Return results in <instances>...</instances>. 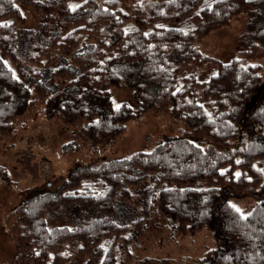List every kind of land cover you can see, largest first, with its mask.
Instances as JSON below:
<instances>
[{
	"label": "trees",
	"instance_id": "trees-1",
	"mask_svg": "<svg viewBox=\"0 0 264 264\" xmlns=\"http://www.w3.org/2000/svg\"><path fill=\"white\" fill-rule=\"evenodd\" d=\"M244 9L243 47L224 62L202 52L197 40ZM261 50L264 0H0V138L43 101L74 141L111 142L149 111L180 130L21 201L6 216L12 264H75L74 242L80 264H125L152 213L174 234L212 229L196 264H264V77L246 60ZM121 85L132 96L113 105ZM234 195L255 197L246 214ZM59 210L73 226L48 222Z\"/></svg>",
	"mask_w": 264,
	"mask_h": 264
},
{
	"label": "rangeland",
	"instance_id": "rangeland-1",
	"mask_svg": "<svg viewBox=\"0 0 264 264\" xmlns=\"http://www.w3.org/2000/svg\"><path fill=\"white\" fill-rule=\"evenodd\" d=\"M118 1L127 8L133 0ZM24 10L28 24H34L32 18L37 14L32 6L27 5ZM248 15L249 9H244L228 23L198 39L201 51L223 62L233 57L243 47L244 40L240 36L243 37L247 29ZM246 60L257 64L259 74L264 77L263 50ZM216 71L217 62L195 68L199 79L207 78ZM131 96L132 90L128 85L111 87L113 105L129 100ZM167 121L161 113L149 111L127 121L122 133L111 142L95 144L74 141L70 128L56 116L47 115L45 101L39 103L33 112L24 113L15 123L14 134L0 138V166L8 175V178L0 179V264L13 263L16 246L7 230L6 216L21 201L35 193L53 190L69 170L79 164L93 165L101 157L120 158L137 150L147 151L158 139L179 135L177 126L169 127ZM254 199L252 195L228 197L242 214L250 210ZM48 222L73 226L69 216L63 215L60 210ZM74 243L71 263L80 264L78 243ZM216 246L211 228L174 234L162 216L152 213L142 234L130 242L129 258L125 264H196L207 249Z\"/></svg>",
	"mask_w": 264,
	"mask_h": 264
}]
</instances>
